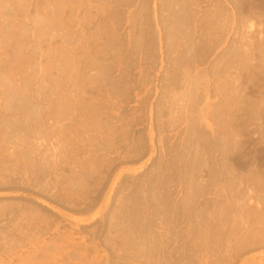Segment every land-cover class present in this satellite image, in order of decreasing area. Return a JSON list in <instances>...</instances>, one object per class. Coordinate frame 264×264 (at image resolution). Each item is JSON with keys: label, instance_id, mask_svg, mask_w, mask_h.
Segmentation results:
<instances>
[{"label": "rangeland", "instance_id": "374dc122", "mask_svg": "<svg viewBox=\"0 0 264 264\" xmlns=\"http://www.w3.org/2000/svg\"><path fill=\"white\" fill-rule=\"evenodd\" d=\"M0 264H264V0H0Z\"/></svg>", "mask_w": 264, "mask_h": 264}]
</instances>
